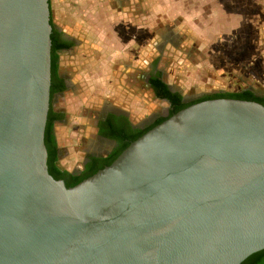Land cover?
<instances>
[{
    "label": "water",
    "instance_id": "obj_1",
    "mask_svg": "<svg viewBox=\"0 0 264 264\" xmlns=\"http://www.w3.org/2000/svg\"><path fill=\"white\" fill-rule=\"evenodd\" d=\"M50 0H0V264H242L264 250V105L192 104L54 178Z\"/></svg>",
    "mask_w": 264,
    "mask_h": 264
},
{
    "label": "rangeland",
    "instance_id": "obj_2",
    "mask_svg": "<svg viewBox=\"0 0 264 264\" xmlns=\"http://www.w3.org/2000/svg\"><path fill=\"white\" fill-rule=\"evenodd\" d=\"M188 1L50 0L55 25L72 31L87 27L93 30L85 32L90 43H102L87 50L86 62L71 65V77L79 79L77 85L54 106L67 114L66 125L57 123L56 129L69 132V139H74L70 151L77 154V161L68 170L81 165L87 152L99 147L94 133L105 110L127 112L136 123L166 112L169 104L156 98L145 81V73L153 69L161 71L166 82L187 96L245 89L264 95V24L259 25V18L252 14L250 0H225L226 15L219 17L222 25L211 20L213 9L203 17L207 21L201 24L196 18L193 25L192 18L200 16L191 15V4L200 1ZM234 2L239 13L236 16ZM207 4L214 7L212 2ZM110 27L117 34L113 35L115 45L109 57L102 47L109 40L106 30ZM139 31L141 48L137 44ZM131 65L135 77L129 81L127 68ZM129 82L133 83L130 88ZM76 117L95 126L92 132L87 135L74 124Z\"/></svg>",
    "mask_w": 264,
    "mask_h": 264
},
{
    "label": "trees",
    "instance_id": "obj_3",
    "mask_svg": "<svg viewBox=\"0 0 264 264\" xmlns=\"http://www.w3.org/2000/svg\"><path fill=\"white\" fill-rule=\"evenodd\" d=\"M51 4V2H50ZM53 25L52 32V86H51V95L65 91L67 89L64 78L59 73L60 59L58 51L64 48H70L72 43L70 42H59L56 34H58L55 25ZM151 85L154 90V94L159 99L168 100L171 103V111L169 116L161 117L155 123L148 126L146 129H142L137 131L136 133L126 134V124L125 118L117 117L114 115L109 116L104 122L101 123L102 134L108 135L114 138L121 139L124 141L128 138L127 142H124L122 147L114 152L112 155L107 156H99L94 157L92 161L85 167V169H81L77 172H70L64 167H62L60 163L59 156V147L58 141L55 134V124L57 121L63 119L64 115L61 113H57L53 110L52 106L48 116V122L46 127V135H45V143L48 149V167L50 174L56 179H62L65 181L67 187H73L82 182L83 180L89 178L90 176L97 173L99 170L104 169L105 167L111 165L117 157L135 140L139 137L143 136L149 130L164 122L175 113L180 110L209 99H217V98H234L241 100H249L256 101L264 105V95H259L258 93L245 89L239 92H219V93H211L205 94L201 98L193 100L191 102L185 103L183 102V94L181 92H174L170 89L169 83L166 82L162 76V73H157L153 75L151 79ZM133 132V130H130ZM264 254V250L257 252L247 258L242 264H255L261 255Z\"/></svg>",
    "mask_w": 264,
    "mask_h": 264
},
{
    "label": "crops",
    "instance_id": "obj_4",
    "mask_svg": "<svg viewBox=\"0 0 264 264\" xmlns=\"http://www.w3.org/2000/svg\"><path fill=\"white\" fill-rule=\"evenodd\" d=\"M193 1H195V2L200 1L199 4H197V3L191 4V5H193V7L191 8V10H192L191 15L192 16H200V17L192 18V20H193L192 24L193 25L197 24V21L195 20L196 18H200L201 24H203L204 21H207L203 17L206 16L207 11H209L210 9H213V13L211 15V17H212L211 20L214 22H217V24H219V25L223 24L222 18H219V17L226 15V7L224 9V1L225 0H193ZM207 2L208 3L212 2L214 7L213 8L209 7ZM236 4H237V2L236 3L234 2L232 4V10H234V8H236ZM249 4H250V7L252 8V14L256 15L259 18V25H263L264 24V21H263L264 0H250ZM244 14H246V13H244ZM234 15L235 16L239 15L237 10H234ZM246 16L247 15H245L244 17H246ZM223 20H224V18H223ZM198 24H199V21H198ZM205 24H208V23H205ZM61 28L63 29L64 33L68 37L72 38L75 41L74 48L65 50L63 52V55L60 57V73L69 82L70 87L68 88V90L74 91L73 87L77 85L75 82H76V80H79V79H78V77H76L75 79H73L71 77L74 75V72H70V70H72L71 65L72 64L76 65V64L81 63V62L83 63L84 61L86 62L87 50L90 49V47H92L94 45V43L93 44L90 43L91 41H89V39L87 38V33H85V32L87 31L90 33L93 30L92 29L87 30L86 29L87 27H84V26H82L80 29L75 28L74 31H72L69 27H66V26H63ZM130 30H131V28H130ZM263 30H264V28H263ZM106 32L109 33V35L107 36V37H109V40H107V42L103 45L102 48H104L107 51V55L109 54V57H110L112 55V51H113L114 45H115L114 40H113V38H114L113 35L114 34L116 35L117 32L114 31L113 27H110V30L107 29ZM120 33H121V31H120ZM115 38L117 39L116 36H115ZM128 38H129V36H128ZM119 39H120V37H119ZM132 42H134V41H132ZM101 44L102 43L97 42L94 46H101ZM137 44H139V46L141 48L140 31L137 33ZM128 62H130V61H128ZM132 70H133L132 65H131V67L127 68V71L129 72V74L127 75V79H130L129 81H132L133 78L135 77V75H131ZM140 72H141V70H140ZM140 72H138L136 74V75H138V79H140V77H141ZM132 85H133V83H131V82H129V84H127L128 88H130V86H132ZM62 113H63L64 117H63V120L59 123H65V125H66L67 114L65 116L64 112H62ZM72 120H74V119H72ZM74 121H75L74 124H77V126H79L84 131V133H87V135L90 132V130L92 132V127H95L93 125H87L88 124L87 119L82 118V117H76V119ZM66 127L67 126H64L65 130H66ZM88 127H89V129H88ZM94 135H95V133H94ZM56 136H57L58 146H59V150H60V162H61L62 166H64L66 169H69L72 167V165L74 166V164H76L75 162L77 161V154L75 152L73 153L70 151V148L72 147L74 139H69L70 133L62 130L59 127H57V129H56ZM66 149H68L70 152L65 153Z\"/></svg>",
    "mask_w": 264,
    "mask_h": 264
},
{
    "label": "flooded vegetation",
    "instance_id": "obj_5",
    "mask_svg": "<svg viewBox=\"0 0 264 264\" xmlns=\"http://www.w3.org/2000/svg\"><path fill=\"white\" fill-rule=\"evenodd\" d=\"M55 28L58 31V34H56V36H57V39H58L59 42H70V43H72L70 48H64V49H61V50L58 51L59 59H60V57L63 55V52L65 50L74 48L75 41L72 38L68 37L64 33L63 29L60 26L55 25ZM159 72L162 73L161 71H159L157 69H153L152 71H149V72L145 73V81H146L148 87L152 90L153 93H154V90H153L152 85H151V79H152L153 75H156ZM59 73H60V66H59ZM60 75H61V73H60ZM61 76L65 80L67 89L65 91H60V92L54 94L53 97L51 95V106H52V108H53V110L55 112L63 114L61 111H58V110H56L54 108L56 101L66 91H68V88L70 87L68 80L63 75H61ZM169 86H170V89L172 91H174V92L178 91L174 87H172L170 84H169ZM178 92H180V91H178ZM259 95H261V94H259ZM202 96L203 95H193V96L183 95V97H184L183 102L188 103V102H191L193 100L199 99ZM161 100L166 101L169 104L168 109L166 110V112L155 113L152 116L149 115L150 117H148L147 119H145L142 122L140 121V122H137V123L132 121V119L130 118V116H129V114L127 112H124V111H121V110H109V109L105 110L102 113V115L99 118V120L96 122V128H95L96 129L95 136H96L97 144L99 145V147L94 149L93 151L87 152V154H86V156L84 158V161H83V163L81 165H79L78 167H76L72 171L68 170V169L67 170L70 171V172H74L75 173V172H77V171H79L81 169H85V167L92 161V159L94 157L112 155L114 152H116L118 149H120L122 147L124 142L128 141V138H126L124 141H122L121 139L114 138V137H111V136H108V135L106 136V135L102 134V132H101L102 131L101 123L104 122L109 116H111V115H114V116H117V117H122L123 116L126 119L125 120L126 129H127L126 134H129L130 132L131 133H136L139 130L146 129L148 126H150L153 123H155L161 117L169 116L170 111H171V103L168 100H165V99H161ZM62 120L57 121L56 124L61 122ZM56 124H55V134H56ZM130 130H133V132L130 131ZM59 156H60V150H59ZM255 264H264V254L261 255V257L259 258V260Z\"/></svg>",
    "mask_w": 264,
    "mask_h": 264
}]
</instances>
